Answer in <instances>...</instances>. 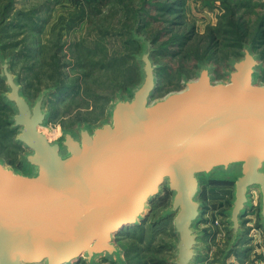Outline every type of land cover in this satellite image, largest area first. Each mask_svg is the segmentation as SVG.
<instances>
[{
  "label": "water",
  "instance_id": "water-1",
  "mask_svg": "<svg viewBox=\"0 0 264 264\" xmlns=\"http://www.w3.org/2000/svg\"><path fill=\"white\" fill-rule=\"evenodd\" d=\"M137 31V30H136ZM141 81L118 94L109 120L64 130L52 139L44 90L34 103L24 95L11 61L0 49V78L11 107L17 143L29 152L21 167L0 160V264H126L116 236L139 226L164 189L166 215L179 239L173 264H195L205 237L199 229L203 185H232L227 221L239 245L243 221L260 195L264 228L263 62L250 45L217 82L205 62L185 88L154 100L158 88L153 43L136 35ZM44 129L47 135L41 133Z\"/></svg>",
  "mask_w": 264,
  "mask_h": 264
},
{
  "label": "rangeland",
  "instance_id": "rangeland-1",
  "mask_svg": "<svg viewBox=\"0 0 264 264\" xmlns=\"http://www.w3.org/2000/svg\"><path fill=\"white\" fill-rule=\"evenodd\" d=\"M14 12L19 14L1 29V37L5 58L11 61L24 95L34 103L44 90L63 85L45 104L53 140L66 129L108 121L117 93L141 81L134 59L143 47L132 39L137 26L141 36L154 41L153 60L158 68L154 100L183 90L184 80L197 78L202 60L213 66L215 81H227L231 60L241 58L243 51L234 36L244 33L248 41L244 43L249 44L262 21L264 30V0H15ZM184 35L183 49L171 42L173 36ZM256 52L262 58L259 82L264 84V43ZM6 92L0 79V160L19 168L29 151L16 141L18 131L10 123L14 113L2 101ZM213 192L209 189L210 197L204 192V198L213 199ZM171 200L164 189L138 228L116 236L127 255L126 264H173L176 260L179 239L174 217L166 215ZM255 213L242 218L240 258L234 254L226 264H264L260 198ZM199 229L204 231L202 224ZM209 238L202 239L196 264H222L218 259L227 256L229 246L211 253ZM232 239L231 232L227 245ZM77 264H86L85 259Z\"/></svg>",
  "mask_w": 264,
  "mask_h": 264
},
{
  "label": "built area",
  "instance_id": "built-area-1",
  "mask_svg": "<svg viewBox=\"0 0 264 264\" xmlns=\"http://www.w3.org/2000/svg\"><path fill=\"white\" fill-rule=\"evenodd\" d=\"M209 189L214 190V194H218L217 200L210 199ZM208 197L202 201L204 204L202 222L205 235H209V245L211 246V253L217 251L218 248L226 247L231 231L227 221L226 213L231 207L233 187L231 185L216 186L212 185L206 187L205 191ZM204 193V194H205ZM252 200V208L247 210V216L250 213H255L258 210L259 191L252 189L250 192ZM256 214V213H255Z\"/></svg>",
  "mask_w": 264,
  "mask_h": 264
},
{
  "label": "trees",
  "instance_id": "trees-1",
  "mask_svg": "<svg viewBox=\"0 0 264 264\" xmlns=\"http://www.w3.org/2000/svg\"><path fill=\"white\" fill-rule=\"evenodd\" d=\"M14 1L15 0H2V1H0V49H1V52H2V54L4 55V57H6V55H5V53H4V44H3V40H2V37H1V34H2V32H1V29L8 23V24H10L9 22H12V20H10V18L11 19H14V17L16 16V15H18L19 13L18 12H14V13H12V9H13V5H14ZM85 2L86 1H89L90 2V0H84ZM92 1V0H91ZM10 20V21H9ZM262 23H263V21L259 24V30L255 33V35L252 37V40H251V42L252 43H244V42H248V41H246V39H247V37H246V35L244 34V33H237L234 37V40L237 42V44L240 46L241 45V47L242 48H244V46L245 45H250L252 48H253V50L256 52L257 50H258V48H259V46L261 45V44H263L264 43V30L263 29H261V26H262ZM140 25V24H139ZM137 30V31H136ZM140 30H141V28H140V26H137L136 28H135V30H133V32H132V39H133V41L134 42H137L139 45H140V47H141V49H142V45H141V43L136 39V35H138V36H141V34H140ZM185 36L186 35H184V36H181V37H178V36H173L172 37V39H171V42H178L180 45L179 46H182L181 47V49H183V47H184V45H185V41H184V39H185ZM143 37H145V36H143ZM148 41H151L152 43H153V45H154V41L153 40H150L149 38H147V37H145ZM257 53V52H256ZM258 54V53H257ZM259 55V54H258ZM260 56V55H259ZM134 58V57H133ZM260 58H261V56H260ZM262 59V58H261ZM135 60V64H136V66H137V63H136V58L134 59ZM204 62H209V60H202L201 61V63H204ZM260 75H261V73H260ZM260 78V77H259ZM1 79V78H0ZM140 83V82H139ZM139 83H136V84H133V85H130V86H128L125 90H123V91H119L118 93H117V96H118V94H123V95H126V94H128L133 88H135ZM60 85V87H54V88H51V89H55L56 90V92H59L60 90H62L63 88H62V83L61 84H59ZM2 101H3V103L6 105V106H8L10 109H11V107L5 102V100H4V98L2 97ZM12 110V109H11ZM11 127H12V125H11ZM212 185H216V186H225V185H231V184H229V183H227V182H211L210 184H207L205 187H209V186H212ZM232 186V185H231ZM169 192V191H168ZM170 193V192H169ZM204 192L202 193V195H201V198H200V200L201 201H203L204 200ZM213 197V196H212ZM204 209V208H203ZM140 226V225H139ZM139 226H135V227H130V228H138ZM130 228H126L125 230H127V229H130ZM206 236V235H205ZM241 243H239V245H240ZM227 247L229 246V245H226ZM239 248V246H236L235 247V249H233L231 252H229V253H227V256H224L223 257V259H221V258H219L218 260L220 261V260H222L223 262H222V264H224V262L226 261V259L227 258H229L230 256H233L234 254L236 255V257L239 259L240 258V256H241V254L239 253V251H237V249ZM123 250V249H122ZM124 251V250H123ZM126 256L127 255H125V253H124V257H125V263H126ZM223 256V255H222ZM198 260H199V256H198V258H197V260H196V263H198ZM195 263V264H196ZM75 264H77V263H75ZM225 264H226V262H225Z\"/></svg>",
  "mask_w": 264,
  "mask_h": 264
},
{
  "label": "crops",
  "instance_id": "crops-1",
  "mask_svg": "<svg viewBox=\"0 0 264 264\" xmlns=\"http://www.w3.org/2000/svg\"><path fill=\"white\" fill-rule=\"evenodd\" d=\"M219 198L218 194H213V199L217 200ZM201 225V224H200ZM200 225L198 227H200ZM204 232V231H203ZM205 233V232H204ZM230 262H234V259H230Z\"/></svg>",
  "mask_w": 264,
  "mask_h": 264
},
{
  "label": "clouds",
  "instance_id": "clouds-1",
  "mask_svg": "<svg viewBox=\"0 0 264 264\" xmlns=\"http://www.w3.org/2000/svg\"><path fill=\"white\" fill-rule=\"evenodd\" d=\"M41 133L47 135V132L44 129H40ZM49 142L52 143V138L49 139Z\"/></svg>",
  "mask_w": 264,
  "mask_h": 264
},
{
  "label": "bare ground",
  "instance_id": "bare-ground-1",
  "mask_svg": "<svg viewBox=\"0 0 264 264\" xmlns=\"http://www.w3.org/2000/svg\"><path fill=\"white\" fill-rule=\"evenodd\" d=\"M224 186V185H223Z\"/></svg>",
  "mask_w": 264,
  "mask_h": 264
}]
</instances>
